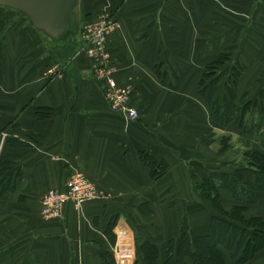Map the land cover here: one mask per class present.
<instances>
[{
	"label": "crops",
	"instance_id": "crops-1",
	"mask_svg": "<svg viewBox=\"0 0 264 264\" xmlns=\"http://www.w3.org/2000/svg\"><path fill=\"white\" fill-rule=\"evenodd\" d=\"M80 9L82 18L106 10L120 23L107 46L117 81L134 89L140 118L111 109L104 83L91 66L82 67L86 61H76L79 39L72 62L62 67L43 55L35 26L16 18L13 29L0 9V159L13 163L7 175L20 171L14 191L0 196V264H146L149 258L164 264L170 239L193 240L218 212L197 182L215 169L235 172L227 165L235 149L225 159L219 152L227 128L198 93L206 64L217 56L204 50L219 48L225 26L227 50L242 62L239 93L260 99L264 0H80ZM46 107L50 115L40 118L37 111ZM229 127L238 141L241 128ZM144 150L165 170L158 179L139 156ZM76 167L105 186L108 197L67 205L64 217L45 219L41 196L63 189ZM244 178L254 182L256 173L247 170ZM219 192L225 209L246 205V217L264 215V190L255 203L237 201L225 186ZM120 229L126 232L117 236ZM249 263L264 264V248Z\"/></svg>",
	"mask_w": 264,
	"mask_h": 264
},
{
	"label": "trees",
	"instance_id": "trees-1",
	"mask_svg": "<svg viewBox=\"0 0 264 264\" xmlns=\"http://www.w3.org/2000/svg\"><path fill=\"white\" fill-rule=\"evenodd\" d=\"M230 60V53L222 51L206 64L198 93L209 103L212 119L227 128L219 135L222 148L236 145L229 125L241 128L238 137L240 145L230 162L235 172L215 169L208 178L197 182L199 192L218 212L210 216L206 231L195 235L193 240L187 237H182L180 241L175 237L170 239L166 245L164 264H229L226 251L232 264H251L249 262L254 255L264 248V215L246 217V205L225 209L221 204L220 186L228 187L237 201L246 203H255L259 199L258 191L264 190V91L260 99H250L247 93L240 94L239 81L243 71L237 64L227 66ZM51 110V107L40 108L37 114L46 118ZM12 143L22 144V141L12 140ZM238 151L242 153L240 159ZM139 156L143 163L150 166L154 179L164 174L165 170L156 157L148 151H141ZM12 166L10 160L0 159V196L16 188L20 171L6 174ZM247 170L256 173L254 182L245 180L244 172ZM189 257L191 262L187 261ZM146 264H153V259L149 258Z\"/></svg>",
	"mask_w": 264,
	"mask_h": 264
},
{
	"label": "built area",
	"instance_id": "built-area-1",
	"mask_svg": "<svg viewBox=\"0 0 264 264\" xmlns=\"http://www.w3.org/2000/svg\"><path fill=\"white\" fill-rule=\"evenodd\" d=\"M81 31V50L90 56L93 76L105 85L107 99L113 111H119L128 120H138L139 110L131 103V85H120L115 76L116 63L111 59V53L106 49L111 32L118 24L112 13L106 10L97 12L92 19L84 22ZM66 179L63 189L50 187L42 196L43 210L46 214L61 216L67 203L79 207L92 198L104 194V190L91 175L76 167Z\"/></svg>",
	"mask_w": 264,
	"mask_h": 264
},
{
	"label": "water",
	"instance_id": "water-1",
	"mask_svg": "<svg viewBox=\"0 0 264 264\" xmlns=\"http://www.w3.org/2000/svg\"><path fill=\"white\" fill-rule=\"evenodd\" d=\"M20 11L35 26L36 30L53 40L65 39V35L72 30L77 39L81 40L78 23L81 20L80 0H0V6ZM84 60L90 67V56L82 51L76 56V61ZM81 65V64H80Z\"/></svg>",
	"mask_w": 264,
	"mask_h": 264
},
{
	"label": "rangeland",
	"instance_id": "rangeland-1",
	"mask_svg": "<svg viewBox=\"0 0 264 264\" xmlns=\"http://www.w3.org/2000/svg\"><path fill=\"white\" fill-rule=\"evenodd\" d=\"M4 9L5 11L4 12H7V14H8V17H10V23H12V25L10 24V26L9 27H12L13 29H14V24L16 23L15 21H16V18H21L22 19V23H25L26 25H31V24H29L28 23V20L24 17V15L20 12V11H18V10H12V9H10V8H7L6 6H3V5H1L0 6V9ZM114 15V14H113ZM2 17V16H1ZM6 17V16H5ZM115 17V16H114ZM116 18V17H115ZM87 19H89V18H82L81 17V20L79 21V22H77L78 23V29H77V32H79V34L81 35V31H82V28H84V22L87 20ZM92 19V18H91ZM90 20V19H89ZM117 20V19H116ZM8 21V20H7ZM117 22H118V20H117ZM119 22H118V24H116V26L115 27H118L119 26ZM7 26V25H6ZM8 27V26H7ZM34 27V26H33ZM222 27V30L224 31L222 34H221V36H220V40H219V50L218 49H214V46H212V45H209V47H208V49H206V50H204V51H206L207 52V54L208 55H210L211 56V54H216L217 53V56H216V58L220 55V53H222V51H225V52H227V53H230V52H228V50H227V45H226V40H225V36H227V31H226V28H225V26H221ZM35 28V27H34ZM36 29V28H35ZM36 31V30H35ZM39 33V32H38ZM40 34V36H41V38H43L42 40H43V46H42V49H43V52H44V54L43 55H45V56H48V57H50V55L58 62V64L60 65V66H64V67H66V66H68L67 64H68V62H72V57H73V55L77 52V50H78V48L80 47L81 48V46H82V37H81V40L78 42V43H81V45L79 44V47H78V44H76V41H77V38L75 37V35H74V32L72 31V30H70L69 32H68V34H67V36H66V38L65 39H57V40H53V39H51V38H49L47 35H45V34H41V33H39ZM111 35V34H110ZM111 37V36H110ZM110 40V39H109ZM108 40V41H109ZM108 41H107V44H108ZM107 44H106V49H108V46H107ZM68 47H70L71 48V50L68 48ZM217 48V47H216ZM217 50V51H216ZM83 51V50H82ZM108 51L111 53V51L108 49ZM111 55V54H110ZM230 55H231V60L229 61V63H226L227 64V66H235L236 64L237 65H239L240 67H241V69H242V62H241V60L239 59V58H237V57H235V55L233 54H231L230 53ZM112 59V58H111ZM116 65H117V67H118V64L116 63ZM117 67H116V70H117ZM91 71H92V69H91ZM118 80V79H117ZM129 81H127L126 83H124V84H121L120 83V85H127V84H129L128 83ZM119 83V82H118ZM130 85V84H129ZM132 88V87H131ZM132 94H134V89H132ZM132 94L130 95V97L132 96ZM222 131V130H221ZM225 131H227V130H225ZM224 131V132H225ZM224 132H220V135L222 134V133H224ZM234 140V139H233ZM233 142H235V146L233 147V146H228V147H226V149H224V148H222L221 146H220V148H219V152H220V154H221V159H225V157H226V152H228V150H232L233 151V149H235L234 150V152H236L237 150V147H239V145H240V143H239V140L238 141H233ZM234 152L232 153L233 155H234ZM239 153V155H238V158L240 159V157L242 156V153L240 152V151H238ZM237 154V153H236ZM222 160H220V162H221ZM225 161V160H224ZM227 165H229V166H231L230 165V163H227ZM13 167V166H12ZM232 167V166H231ZM80 168V167H79ZM12 168H10V169H8V171L9 170H11ZM7 171V172H8ZM7 172H6V174H7ZM15 172V171H14ZM94 179V178H93ZM95 180V179H94ZM98 184V183H97ZM99 185V184H98ZM99 186H101V185H99ZM101 188L104 190L103 192H104V194L103 195H99V196H97V197H94V198H92V199H95V200H101V199H104V198H106V197H108V194H107V188L104 186H101ZM46 193V192H45ZM44 194V193H43ZM43 196V195H42ZM42 196H41V202H42ZM91 199V200H92ZM87 203V202H86ZM178 202H172L171 204H170V206L173 208V206H175L176 204H177ZM85 204V203H84ZM83 204V205H84ZM187 204V203H186ZM67 205H72L73 206V204L72 203H67L66 205H65V207L67 206ZM83 205H80L79 207H77V208H80L81 206H83ZM188 205L189 206H191L192 207V205H194V202L193 201H190L189 203H188ZM43 206H44V204H43V202H42V206L40 207V212H41V215L45 218V219H47V220H51V218H55V219H59V218H62V217H64V210H65V207H64V209H63V211H62V213H61V216H54V215H52V214H50V215H48V214H46L45 212H44V210H43ZM188 206V207H189ZM74 207V206H73ZM75 209H77L76 207H74ZM124 232H126V230H119V231H117L116 232V235L118 236V235H120V233H121V235H123V233ZM121 239H122V236H121ZM121 246V245H120ZM125 248V247H124ZM122 252H124L125 254H127V255H129L128 254V252L124 249Z\"/></svg>",
	"mask_w": 264,
	"mask_h": 264
}]
</instances>
